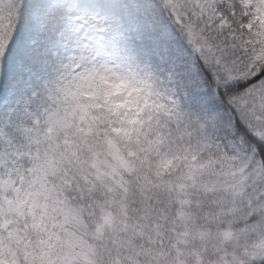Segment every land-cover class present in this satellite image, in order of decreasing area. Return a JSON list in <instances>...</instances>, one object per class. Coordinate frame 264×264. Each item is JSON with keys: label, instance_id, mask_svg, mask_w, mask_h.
<instances>
[{"label": "snow or ice", "instance_id": "1", "mask_svg": "<svg viewBox=\"0 0 264 264\" xmlns=\"http://www.w3.org/2000/svg\"><path fill=\"white\" fill-rule=\"evenodd\" d=\"M0 264H264V0H0Z\"/></svg>", "mask_w": 264, "mask_h": 264}]
</instances>
